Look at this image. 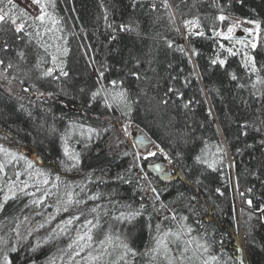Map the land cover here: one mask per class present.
<instances>
[{
    "label": "trees",
    "instance_id": "16d2710c",
    "mask_svg": "<svg viewBox=\"0 0 264 264\" xmlns=\"http://www.w3.org/2000/svg\"><path fill=\"white\" fill-rule=\"evenodd\" d=\"M170 2L38 0L32 15L0 0V186L13 187H0V231L3 217L32 224L50 208L45 181L74 185L81 201L80 231L61 243L66 227L19 229L9 264H46L71 253L70 239L119 246L123 258L111 247L102 264H264V0ZM226 15L254 24L256 40L223 36ZM120 120L150 138L169 173L149 177L153 196ZM70 127L82 132L75 163L58 142ZM22 159L27 187L6 173ZM237 199L252 215L242 212V246ZM181 222L193 255L170 242ZM161 238L172 253L155 249Z\"/></svg>",
    "mask_w": 264,
    "mask_h": 264
},
{
    "label": "rangeland",
    "instance_id": "374dc122",
    "mask_svg": "<svg viewBox=\"0 0 264 264\" xmlns=\"http://www.w3.org/2000/svg\"><path fill=\"white\" fill-rule=\"evenodd\" d=\"M9 1L11 2L13 1L16 4L20 5L22 8H24L26 11L24 12L26 14H32V15L41 14V9H40L38 0H9ZM156 1L158 2L159 6H163V4H165L162 2V0H156ZM160 1L162 3H160ZM166 1L170 4V6H172L170 0H166ZM229 20L230 22H229V25L227 26L228 31L231 30L230 32H232V31L237 30V32H240V33L243 32L245 35H247L248 40H250L251 42H254L256 40L257 32H256V26L254 24L247 22L246 20L242 18H238V17H230ZM222 33H224V31ZM222 35L227 36L228 33L227 34L224 33ZM107 97H108V102H109L110 98L108 95ZM73 125L74 124H72V126ZM118 125L121 129L120 131L122 132V135L120 136L124 137V138H120V140L123 141L126 136V138H128L127 139L128 143L132 146L131 148H133V153L135 155L136 163L139 165L140 172L142 173L141 182H142L143 190L147 195L153 196L154 192L152 189V182L149 180V177L156 175L157 177L162 178V177L168 176L169 173L166 169H164L163 167L164 163H162L161 160L159 159L157 151L154 149V146L152 143L147 142V144L144 145V148L142 151L137 150L136 144L134 142V138L139 134H144L142 131L134 129L135 127L131 125V123L125 120H120V123ZM81 133L82 132L78 130V127H70L68 130V133L64 134L66 136L59 137L58 139L59 147L61 148V151L66 161H70L73 163L76 162V160L72 159V157L75 156L74 155L75 151L72 148L71 143L78 144V137L79 135H81ZM65 138H67L66 140L67 142H70V144L66 142L62 144V139H65ZM65 149H67V154L65 152ZM126 149L123 148L121 150L123 151ZM149 153H154V155H149ZM140 155L144 156L145 158V162H144L145 164L142 166H141V161L139 159ZM29 163H30L29 160H25V159L17 160V164H18L17 167L16 166L15 168L10 167L9 170L6 171V173L12 172L11 174L15 175L16 178L25 179L23 180V183L27 184L28 179H26V177L30 174L29 173L30 171ZM156 165L158 166L157 168H156ZM17 173H19V175H17ZM7 177H9V175ZM60 183L61 182L57 183L58 186L54 187V186H50L49 181H47L45 187L48 190H51L52 192H54V193H50L51 196H54V199L53 201L49 202L47 207H50V208H48V210L45 213L43 211L41 214L42 216L37 217L35 213L33 214L37 217V220L33 221L32 224H24L26 222L24 220H20L19 217L14 218L15 221L13 224L10 223L11 218H8V217L2 218V220H7L6 221L7 225L5 229H2V232L0 231V264H9V261H11L8 258L9 257L8 252L13 246V244L18 242L21 239V237L19 236L20 230L22 232H26L29 229L34 230L35 226L37 228L45 227L47 232L54 230V232L49 233L48 236H50L54 234L55 232H59L61 229H63V227H66L67 229L64 230L65 235L60 234V236H58L61 243H63V240L69 239L71 235L74 232H76L77 229L78 231L81 230L80 227H78L76 223V220H77L76 216L78 215L76 212V207H77L76 201H78V198H79L76 192V189L75 190L72 189V186L74 185H70L64 188L62 185L59 186ZM3 184L1 186H3ZM9 185H11L10 182H6L4 184L5 187H9ZM9 188L12 189L13 187L10 186ZM68 193H72L71 203H68ZM237 202H239L238 205H236L237 223H238L237 229L239 230L238 242L242 246L243 243L245 242L243 238L244 237L243 231L241 229V226H242L241 222L243 220L242 212L245 213V217L247 218V220L250 219L252 215H251V212L248 211L247 209H244L245 211H247V213L243 210L240 211L241 208L247 207V203L240 202L239 200ZM58 216L59 218H62L63 216H65L63 219L65 222L61 225V227L58 226L59 222L57 221L58 219H56ZM68 221H71V223H68ZM20 223H22L23 226L18 227L17 225ZM8 225L10 226L9 228H8ZM185 229L190 230L189 226L185 225L184 222H181V224L178 223L175 227L176 232L174 233L181 234L182 232H185ZM70 241L72 242V245H70L68 249H69V252L72 250L71 253H67L66 250L64 252L60 251L57 254H54L53 258L45 259L44 262H46V264H102L103 261H105V258L107 261V254H109L112 251V250L110 251L111 247L115 249L114 252L110 253L113 257V260H117L114 263H117L123 258L122 253H121L122 251L120 250V247L117 246L116 244L113 246L111 245L106 249H103V246H89V243H87L86 240L81 241L79 246H78V240L75 241L73 239H70ZM159 241H162V243L160 245L156 243L155 249H158L160 252H162V254L164 253L168 254L169 252L170 253L173 252V250L168 249L169 246H166V247L164 246L168 244L169 239L168 241L166 240L164 241L161 238L159 239ZM170 242L172 244H175L177 249L180 250L181 252L184 251L186 252V254L188 253V254L193 255V250L189 248V245L186 242H183V241L179 242V236L174 235V238L170 237ZM242 256L244 257L243 252H242Z\"/></svg>",
    "mask_w": 264,
    "mask_h": 264
},
{
    "label": "snow or ice",
    "instance_id": "6c2138e0",
    "mask_svg": "<svg viewBox=\"0 0 264 264\" xmlns=\"http://www.w3.org/2000/svg\"><path fill=\"white\" fill-rule=\"evenodd\" d=\"M5 15L6 14H4V15H0V21H3L4 19H5ZM222 19V18H221ZM13 23H15V21H13ZM17 31H20L21 29H20V27H17V29H16ZM53 59H55V57H53ZM213 63L215 64L216 63V61L214 60L213 61ZM220 63L221 64H223V61H220ZM51 72H52V69H49L48 70V72H46L45 73V75H51ZM62 75H67V73H62ZM93 95H96L95 93L93 94ZM65 152H66V154H67V149H65ZM149 155H154V153H149ZM72 159L73 160H76L77 158L75 157V156H73L72 157ZM197 159H199V158H197ZM211 166V165H210ZM29 167H31V163H29ZM3 168H4V165L3 164H0V171H2L3 170ZM17 175H19V173H17ZM45 183H47V181H45ZM25 187H27V185L25 184ZM21 191H23L22 189H21ZM13 194H15V193H13ZM92 199H95V197H91ZM72 202V193H68V203H71ZM77 203H81V201H76ZM37 203H38V201H37ZM95 209H93V211H94ZM68 223H71V221H68ZM88 223H91L90 221L88 222ZM87 235V234H86ZM174 235H177V236H179V233H174ZM87 238L89 239V240H91V236L90 235H87ZM80 239L81 240H83L84 239V237H80ZM103 243V242H102ZM162 243V241H157V244L158 245H160ZM165 247H166V245H164ZM124 247L125 248H127L128 246L127 245H124ZM14 250V249H13ZM129 251H131V249H128ZM78 254V253H77ZM213 259H215L214 257H213Z\"/></svg>",
    "mask_w": 264,
    "mask_h": 264
},
{
    "label": "bare ground",
    "instance_id": "6f19581e",
    "mask_svg": "<svg viewBox=\"0 0 264 264\" xmlns=\"http://www.w3.org/2000/svg\"><path fill=\"white\" fill-rule=\"evenodd\" d=\"M165 1H166V0H162L163 3H165ZM162 2L160 1V3H162ZM230 17H233V16H231V15H226L225 25H224V27L222 28V32L224 31V33H225V34L228 33V35L230 34L229 32L231 31V30L228 31V27H227V26H228V23L230 22V20H229ZM244 20H245V19H244ZM246 21H247V20H246ZM247 22H248V21H247ZM180 31H181V33H183L182 29H180ZM224 33H222V34H224ZM224 36H226V35H224ZM108 105L110 106V108H113V109L116 108L114 102H113L111 99H109ZM134 127H135V126H134ZM134 129H137V128L135 127ZM137 130H139V129H137ZM144 137L147 138L148 136L145 134ZM148 139L150 140V138H148ZM149 143H151V140L149 141ZM146 144H147V143H146ZM144 145H145V144H144ZM144 145H142V146L139 145V146H138V145L136 144V146H137V150H138V151H142L143 148H144ZM157 167H158V166L156 165V168H157ZM238 203H239V202H237V200H236L235 205H238ZM46 236H48V234H46L45 237H46Z\"/></svg>",
    "mask_w": 264,
    "mask_h": 264
},
{
    "label": "water",
    "instance_id": "95a60500",
    "mask_svg": "<svg viewBox=\"0 0 264 264\" xmlns=\"http://www.w3.org/2000/svg\"><path fill=\"white\" fill-rule=\"evenodd\" d=\"M150 140L147 138V139H145V137H144V134H139V135H137L135 138H134V142H135V144H137L138 146L139 145H144V144H146L147 142H149ZM137 147V146H136Z\"/></svg>",
    "mask_w": 264,
    "mask_h": 264
},
{
    "label": "built area",
    "instance_id": "2783aa9c",
    "mask_svg": "<svg viewBox=\"0 0 264 264\" xmlns=\"http://www.w3.org/2000/svg\"><path fill=\"white\" fill-rule=\"evenodd\" d=\"M228 25H229V23H228Z\"/></svg>",
    "mask_w": 264,
    "mask_h": 264
}]
</instances>
